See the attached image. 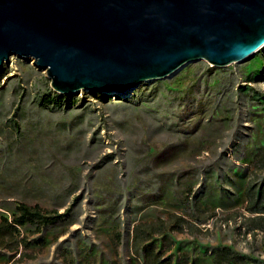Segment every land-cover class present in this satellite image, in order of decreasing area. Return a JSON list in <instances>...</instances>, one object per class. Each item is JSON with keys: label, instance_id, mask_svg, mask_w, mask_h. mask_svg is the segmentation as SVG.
<instances>
[{"label": "rangeland", "instance_id": "obj_1", "mask_svg": "<svg viewBox=\"0 0 264 264\" xmlns=\"http://www.w3.org/2000/svg\"><path fill=\"white\" fill-rule=\"evenodd\" d=\"M260 150L264 48L223 68L191 62L124 95L59 94L13 55L0 67V264H144L134 227L170 217L180 228L154 243L172 242L173 264L184 254L215 264L222 247L264 264L244 197L249 181L264 183ZM20 204L65 216L4 229Z\"/></svg>", "mask_w": 264, "mask_h": 264}, {"label": "water", "instance_id": "obj_2", "mask_svg": "<svg viewBox=\"0 0 264 264\" xmlns=\"http://www.w3.org/2000/svg\"><path fill=\"white\" fill-rule=\"evenodd\" d=\"M264 48V0H0V67L16 55L59 94L223 68Z\"/></svg>", "mask_w": 264, "mask_h": 264}, {"label": "trees", "instance_id": "obj_3", "mask_svg": "<svg viewBox=\"0 0 264 264\" xmlns=\"http://www.w3.org/2000/svg\"><path fill=\"white\" fill-rule=\"evenodd\" d=\"M254 166L256 170H264V150H260L254 157ZM244 197L246 199V210L248 213L254 215L249 218V222L254 224L252 230L264 231V183L256 184L249 181L245 190ZM17 213L13 216L11 224H7V228L16 231L18 226L26 224L37 225L38 228H43L60 221L65 215L56 214L48 215V213L41 209L39 206H29L20 204L17 208ZM170 217L166 222L157 220L154 222L139 223L134 227L133 231V253L138 257L143 255L144 264H173L172 259L167 253L172 249V242H167L164 251L159 250L158 246L154 243L157 236L167 237L176 228H180L179 220H173ZM118 242L120 241V233L116 232L113 235ZM246 257L233 251L229 247H222L214 254L215 264H245ZM181 264H189V257L183 255V262Z\"/></svg>", "mask_w": 264, "mask_h": 264}, {"label": "bare ground", "instance_id": "obj_4", "mask_svg": "<svg viewBox=\"0 0 264 264\" xmlns=\"http://www.w3.org/2000/svg\"><path fill=\"white\" fill-rule=\"evenodd\" d=\"M129 91H130L129 88L127 87V88H124V89L118 90V93H119L120 95H122V94L124 95V94H127Z\"/></svg>", "mask_w": 264, "mask_h": 264}]
</instances>
